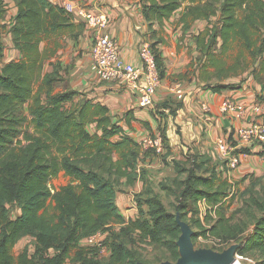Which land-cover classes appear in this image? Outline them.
Listing matches in <instances>:
<instances>
[{
	"label": "trees",
	"instance_id": "1",
	"mask_svg": "<svg viewBox=\"0 0 264 264\" xmlns=\"http://www.w3.org/2000/svg\"><path fill=\"white\" fill-rule=\"evenodd\" d=\"M13 1L17 13L10 31L21 57L0 68V264H149L151 260L130 245L131 237L158 244L172 261H179L184 219L190 211L199 235L219 241L244 239L239 254L264 264V187L251 192L246 202L249 221L233 222L234 216L225 210L228 178L215 167L196 173L198 163L190 170L174 160L175 188L163 182L162 188L176 194L175 211L149 188L139 203V217L126 220L117 204V185L123 178L128 184L137 181L145 151L122 123L132 128L133 111L114 116L107 105L85 92L59 88L68 68L54 57L67 38H81L86 24L52 0ZM137 2L147 23L145 39L162 77L165 64L158 45L165 41L166 22L183 8L179 23L185 30L198 19L208 22L196 36L204 87L221 92L241 88L247 76L264 80V0ZM7 11L8 0H0V20ZM48 61L52 69L46 71ZM230 78L242 80L226 82ZM91 124L95 132L90 131ZM160 131L164 136L162 127ZM61 173L70 181L54 190L50 182ZM184 173L188 174L181 179ZM200 200L206 202L204 216L197 208ZM10 204L21 209L14 219ZM113 223L121 228L107 238L112 253L103 262L99 246L81 241ZM28 236L34 238L35 251L31 254L26 246L16 255L15 246Z\"/></svg>",
	"mask_w": 264,
	"mask_h": 264
},
{
	"label": "crops",
	"instance_id": "2",
	"mask_svg": "<svg viewBox=\"0 0 264 264\" xmlns=\"http://www.w3.org/2000/svg\"><path fill=\"white\" fill-rule=\"evenodd\" d=\"M54 3L64 6L65 2L72 1L78 6V11L91 10L106 13L109 17L108 25L103 28V32L115 39L119 43L121 56L125 62L136 65L141 64L139 49L145 40L148 32L145 17L142 15L138 0H52ZM17 13V7L13 0H8V11L5 18L0 20V68L11 60L21 57L20 51L14 46L10 27L13 18ZM77 22H85L83 15L76 13L73 15ZM175 16V15H174ZM173 16V17H174ZM173 17L166 22L162 36L166 40L169 32L168 24L173 21ZM180 19V17H179ZM205 19L196 20L192 27L183 31L192 32L194 36L193 45L195 49L191 58L183 51L174 54L165 49L164 42L158 45L165 64V76L163 83L159 87L155 97V104L152 107L142 106L139 102L138 94L127 88L119 81L101 80L96 73V66L91 57L92 40L88 41L92 29L86 24L83 35L79 39L78 49L88 50V53L81 59L78 58L77 66L65 73V78L70 79V87L85 92L88 98L107 105L110 113L114 116H122L125 112L132 110L135 119L132 120V128L125 121H122L125 128L136 140L142 137L154 135L163 128L164 137L167 142V156L163 159L159 155H152L149 151L141 154L138 171L139 178L133 184H128L126 179L121 181L127 184V190L118 192L117 204L121 214L129 219L139 217V207L135 203L134 196L142 191L144 178L156 179L161 182L169 175L177 176L174 160L181 163H202L208 167H215L219 175L227 177L226 170L222 168V151L217 140L228 135L236 126L242 122H248L257 117L252 107L255 102L264 95V80H257L253 76H247L241 83L239 89H225L221 92H214L212 89L204 87L201 81L200 69L203 61L202 52L197 46L196 36L207 26ZM3 24H6L4 27ZM82 41V42H81ZM76 55V53H75ZM200 57V60H198ZM56 61L68 63L62 55V51L54 57ZM195 63L192 67L191 63ZM47 66V65H46ZM190 69L193 79L180 80L179 74ZM46 71H49L46 70ZM177 74V75H176ZM182 78V77H181ZM240 81L242 78H234ZM218 80H213L216 82ZM181 85L182 90L178 85ZM226 99H232L241 105H245L248 110L243 118H234L231 114L220 112V105ZM205 104L211 107V112H206ZM264 157V149L255 147L250 156L245 158L238 169L239 172L249 170L250 161ZM206 167V168H207ZM238 171L229 172L233 175ZM200 206V205H199ZM206 206V205H205ZM144 208V206H143ZM21 209L10 210V217L16 218L20 215ZM204 214V213H203ZM106 231V230H104ZM106 233L101 231L102 236ZM26 237L19 241H24ZM87 239L81 241V245H86ZM25 246V245H24ZM25 248V247H24Z\"/></svg>",
	"mask_w": 264,
	"mask_h": 264
},
{
	"label": "rangeland",
	"instance_id": "3",
	"mask_svg": "<svg viewBox=\"0 0 264 264\" xmlns=\"http://www.w3.org/2000/svg\"><path fill=\"white\" fill-rule=\"evenodd\" d=\"M183 12V8L178 10V12L173 17V21L169 22L167 25L169 28V32L165 42L164 46L166 50L172 51L174 54H180L185 51L188 53L189 57L191 58L192 52L195 49L193 45L194 36L192 32H186L183 31L180 24H178L179 17L181 16ZM92 40L93 43V35L92 31L88 38L87 42H90ZM79 40H75L73 38H67L64 42L63 47L59 50L62 51V55L65 56V59H67L69 62L64 63L63 66L68 68V70H64L63 74L65 75L66 72H69L70 69H74V67L77 66V60L78 58H83L86 53H88V50L78 49V42ZM82 42V41H81ZM43 47H45V43L43 44ZM159 49V47H158ZM76 53V55H75ZM84 55V56H83ZM198 60H200V57H198ZM51 70L52 66L49 64V61L46 66V70ZM177 75V74H176ZM193 74L190 69L184 70L181 74H179V79H186L188 81H191L193 79ZM182 77V78H181ZM226 82H236L234 78L227 79ZM71 85L70 79L65 78L64 81L59 83V88H65L69 87ZM264 100V95L259 97V100ZM89 129L92 132H95L96 128L94 124L89 125ZM146 150V149H145ZM149 151L152 155H158L153 150H146ZM161 158H165L167 156V147H166V153L164 155H159ZM249 165V170L247 172H239L238 167L236 172L233 175H229L227 173L229 188H228V197L226 198V214L229 217L234 216L233 222L241 221V220H248V215L246 213L247 206L246 202L249 199L251 192H258L264 187V157L259 156L258 158L251 160ZM182 166L187 169H193L192 163L189 165L184 162L182 163ZM241 166V165H240ZM207 166L205 163H199L198 171L195 172L201 173ZM195 169V168H194ZM188 173H184L181 175V179L186 178ZM223 176V175H222ZM224 177V176H223ZM173 178L172 176H168L165 180L158 182L156 179L148 178V181L145 183L142 188V191L139 193H136L134 196L135 203L139 207V203L143 202V200L148 196L147 189H152L155 193H158L160 197L165 202L166 206L169 210L175 211V206L178 202L176 194L172 190H165L162 188V182L165 183L168 186H171V188H175V185L173 184ZM70 181V178L65 175L64 173H61L59 176L53 178L50 182L52 188L54 190L59 189L62 185L67 184ZM118 190L119 192H124L127 190V184L125 182L120 181L118 183ZM144 208H148L147 204H142ZM10 210H14L18 207L16 204H10L9 205ZM195 206H190V209H193ZM206 206H198L199 213L201 216L205 215V208ZM204 213V214H203ZM258 213V212H257ZM192 216L193 213L190 211L187 215V217L184 219V227H187L190 232V242L192 245L193 250L196 253H199L201 251H213L219 254H225L229 251H233L235 253H239V248L244 242V239L241 238L238 240H229V241H219L218 239L214 238L213 236H206V235H199V228L193 224L192 222ZM215 216V214H214ZM110 229H107L106 231H103V233H106V236L103 237V242L107 241V238L113 231L119 232L121 226L117 223H113ZM198 235H195V234ZM184 235V233H183ZM182 235V238H183ZM135 236V235H134ZM130 245L137 248L145 258L151 260L149 264H165V263H174L177 264L179 261H172L169 257V253L159 246L158 244H150L147 242H141L139 240H135L134 237L129 238ZM25 245V246H24ZM29 247V252L32 254L35 251V242L34 238L31 236H28L22 240V242L18 243L14 248V253L18 255L24 247ZM100 248L98 253V258L102 260L103 262H108V260L111 257V248L105 244L104 246L96 247ZM73 255H75V250ZM253 257V256H251ZM68 264H72L71 261L68 262ZM243 264H255L254 262H250L248 260H244Z\"/></svg>",
	"mask_w": 264,
	"mask_h": 264
},
{
	"label": "built area",
	"instance_id": "4",
	"mask_svg": "<svg viewBox=\"0 0 264 264\" xmlns=\"http://www.w3.org/2000/svg\"><path fill=\"white\" fill-rule=\"evenodd\" d=\"M64 7L72 15L79 13L85 18V22L92 29L93 44L91 57L96 66V73L101 80L119 81L127 88L134 90L139 96L142 106L152 107L155 104L157 90L163 83V77L157 64L155 52L151 43L144 40L139 56L141 64L125 62L121 56L119 43L103 32L109 23L106 13L91 10L78 11V6L72 1L65 2ZM179 89L182 90L179 84ZM257 116L248 122H242L234 128L228 135L220 137L217 144L222 151V168L226 172L235 171L242 164L243 160L250 156L255 147L264 149V100L258 99L252 107ZM206 112H211V107L205 104ZM248 108L232 99L224 100L220 105V112L231 114L234 118L240 119L246 115ZM143 149L153 150L158 155L166 153L165 139L161 131L154 135L142 137L139 140ZM200 206H205L206 202L200 200ZM86 245L104 246L101 238V231L86 238ZM244 260L254 262L251 256L236 254L234 264H243Z\"/></svg>",
	"mask_w": 264,
	"mask_h": 264
},
{
	"label": "water",
	"instance_id": "5",
	"mask_svg": "<svg viewBox=\"0 0 264 264\" xmlns=\"http://www.w3.org/2000/svg\"><path fill=\"white\" fill-rule=\"evenodd\" d=\"M190 235V230L184 227V235L180 241L182 258L177 264H234L236 262L237 253L233 251H229L225 254H219L213 251H201L196 253L192 248Z\"/></svg>",
	"mask_w": 264,
	"mask_h": 264
}]
</instances>
